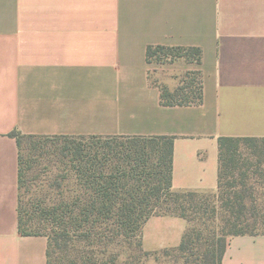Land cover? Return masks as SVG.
<instances>
[{"label":"crops","instance_id":"0c3cea01","mask_svg":"<svg viewBox=\"0 0 264 264\" xmlns=\"http://www.w3.org/2000/svg\"><path fill=\"white\" fill-rule=\"evenodd\" d=\"M156 46L199 61L152 65ZM193 72L200 103L162 104ZM14 131L170 137L173 190L215 192L218 140L264 138V0H0V264H46L48 238L18 231ZM185 229L151 216L142 248H174ZM222 264H264V235L232 237Z\"/></svg>","mask_w":264,"mask_h":264},{"label":"trees","instance_id":"16d2710c","mask_svg":"<svg viewBox=\"0 0 264 264\" xmlns=\"http://www.w3.org/2000/svg\"><path fill=\"white\" fill-rule=\"evenodd\" d=\"M189 49L199 61V49ZM162 50L182 48L148 47V61ZM195 76L193 97L184 95V79L173 91L162 89V104L200 103L201 83ZM12 135L18 145V189L24 171L22 138L32 142L34 161L53 155L59 164L51 184L58 199H42L39 212L47 232L25 230L18 198V231L48 238L46 264H58V260L119 264L122 253L142 250L143 226L158 215L180 217L187 223L173 248L182 264H222L232 237L264 235V138H220L215 199H196L197 192L172 188L170 137H47L15 131ZM53 138H62L65 144L47 150ZM56 252L62 256L55 261Z\"/></svg>","mask_w":264,"mask_h":264},{"label":"rangeland","instance_id":"374dc122","mask_svg":"<svg viewBox=\"0 0 264 264\" xmlns=\"http://www.w3.org/2000/svg\"><path fill=\"white\" fill-rule=\"evenodd\" d=\"M179 54L195 57L193 51L190 49L162 50L157 51L155 56L151 58L152 65L165 62ZM193 73L190 79H186L184 84L186 88L183 90V93L189 97L194 96L192 91L195 90L196 86V83H194L196 79L193 78L196 76L195 72ZM191 82L192 84L189 85ZM186 84L189 86H186ZM64 142L62 138L50 139L48 141L47 150L53 151V149L63 146V144H65ZM31 143L32 142L27 138H22L19 147L24 168L23 178L21 179L18 191L19 209L25 221L24 228L26 231L33 232L42 229L41 231L47 232L48 230L43 229L45 223L41 222L39 212L43 206L41 203L42 199H58L57 190L52 188L51 184L59 174V164L54 162L55 158L53 155L34 161L33 152L30 150ZM44 168H46V170ZM213 195V193H198L196 199H215ZM58 256L60 257L59 259H61L62 254L56 252L53 256L55 261L58 259ZM98 258L101 259L102 255H98ZM182 261L183 259L173 251V248H166L157 252H147L142 248V250L122 253L119 258V264H182ZM55 264H57V262H55ZM58 264H65V262L58 260Z\"/></svg>","mask_w":264,"mask_h":264}]
</instances>
